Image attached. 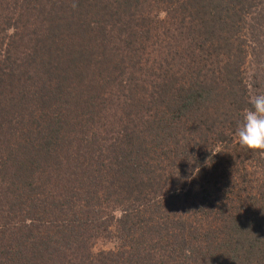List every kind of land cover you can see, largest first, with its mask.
Returning a JSON list of instances; mask_svg holds the SVG:
<instances>
[{"label": "trees", "instance_id": "1", "mask_svg": "<svg viewBox=\"0 0 264 264\" xmlns=\"http://www.w3.org/2000/svg\"><path fill=\"white\" fill-rule=\"evenodd\" d=\"M257 94L264 0H0V264H264Z\"/></svg>", "mask_w": 264, "mask_h": 264}, {"label": "clouds", "instance_id": "2", "mask_svg": "<svg viewBox=\"0 0 264 264\" xmlns=\"http://www.w3.org/2000/svg\"><path fill=\"white\" fill-rule=\"evenodd\" d=\"M249 103L251 107L244 110L235 136L241 147L264 154V94L251 96Z\"/></svg>", "mask_w": 264, "mask_h": 264}, {"label": "rangeland", "instance_id": "3", "mask_svg": "<svg viewBox=\"0 0 264 264\" xmlns=\"http://www.w3.org/2000/svg\"><path fill=\"white\" fill-rule=\"evenodd\" d=\"M98 245V247H97V249H100V248H107V247H109V246H111L110 244H105V245H103V243L101 242H99V244H97ZM96 245V246H97Z\"/></svg>", "mask_w": 264, "mask_h": 264}]
</instances>
